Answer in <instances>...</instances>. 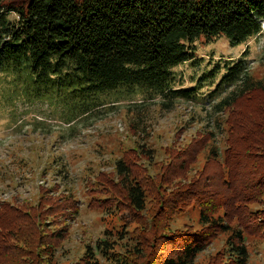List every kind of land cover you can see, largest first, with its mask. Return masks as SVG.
Listing matches in <instances>:
<instances>
[{
  "label": "trees",
  "instance_id": "obj_1",
  "mask_svg": "<svg viewBox=\"0 0 264 264\" xmlns=\"http://www.w3.org/2000/svg\"><path fill=\"white\" fill-rule=\"evenodd\" d=\"M263 19L264 0H0V74L13 76L11 84L23 98L24 87H33L34 98L57 92L68 123L88 117L113 95H141L142 102L161 98L162 107L172 109L176 101L202 99V83L212 87L218 78L208 101L233 89L213 104L217 129L223 123L229 134L250 135L249 144L240 151L229 144V152L210 133L208 142H214L208 160H217L222 172L198 180L197 187L211 188L196 206L201 230L171 229L169 222L179 211L175 207L187 202L161 199L163 210L153 217L154 230L146 238L132 243L117 237L128 230H106L75 264H197L221 235L227 237L218 264L250 263L247 235L264 232V78L250 74L248 47L238 60H221L204 72L201 87L185 88L175 69L186 63L198 66L200 40L211 43L224 35L232 47L245 45L261 34ZM203 141L201 151L209 145ZM180 159L166 173L176 176L185 170L190 162ZM126 162L116 161L126 205L142 212L146 189ZM29 214L0 206V264H56L67 229L54 230L52 222L37 217L32 223L24 218Z\"/></svg>",
  "mask_w": 264,
  "mask_h": 264
},
{
  "label": "rangeland",
  "instance_id": "obj_2",
  "mask_svg": "<svg viewBox=\"0 0 264 264\" xmlns=\"http://www.w3.org/2000/svg\"><path fill=\"white\" fill-rule=\"evenodd\" d=\"M247 47L250 74L263 79L264 19L261 34L245 45L232 47L224 35L211 43L200 40L195 50L198 66L186 63L175 70L185 88L201 87L199 80L204 72L221 60H238ZM12 81L10 74H0V206L30 213L24 218L32 223L37 217L47 224L52 222L54 230L67 229V237L57 249L56 264L79 262L86 246H94L106 230H128L129 234L117 237H126L132 243L143 240L154 230L153 217L163 210L159 209L161 199L180 202L182 198L187 202L175 207L179 211L169 222L171 229L181 232L188 226L190 232L201 230L196 206L204 191L211 188L197 187L198 180L200 175L214 178L222 172L217 160H208L214 142H208L210 133L214 132L217 145L229 152V144L240 151L251 142L250 135L229 134L226 124L217 129L219 115L213 104L233 89L208 101L207 95L215 89L218 78L212 87L209 82L202 83V99L176 101L172 109L162 107L161 98L142 102L141 95H113L88 117L72 123L66 121L68 113L57 92L52 97L34 98L33 87L28 91L24 87L23 98ZM141 103L144 106L139 110ZM203 140L209 145L201 151ZM180 157L190 163L176 176H170L167 169L179 165ZM117 160H126L145 186L144 211L136 212L126 205ZM159 191L165 195H159ZM168 207L171 213L173 208L170 204ZM250 207L262 208L258 204ZM236 223L237 219L231 224ZM226 237L221 235L213 241L199 255L197 264H218ZM246 243L249 264H264V232L247 235ZM167 248L173 249L169 243Z\"/></svg>",
  "mask_w": 264,
  "mask_h": 264
}]
</instances>
